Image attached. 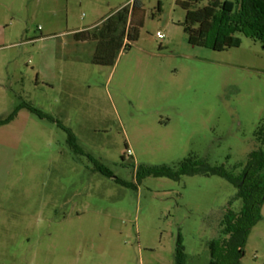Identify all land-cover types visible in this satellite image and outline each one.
I'll list each match as a JSON object with an SVG mask.
<instances>
[{
    "label": "rangeland",
    "instance_id": "374dc122",
    "mask_svg": "<svg viewBox=\"0 0 264 264\" xmlns=\"http://www.w3.org/2000/svg\"><path fill=\"white\" fill-rule=\"evenodd\" d=\"M133 1L0 0V117L28 103L55 119L20 108L0 126V264H175L178 241L185 264H209L239 212L227 179L179 170L238 175L264 152L262 43L236 33L225 50L193 46L177 0H138L139 39L96 62L97 43L73 33L126 41L129 21L104 25ZM162 166L174 176L149 173ZM240 264H264V203Z\"/></svg>",
    "mask_w": 264,
    "mask_h": 264
},
{
    "label": "trees",
    "instance_id": "16d2710c",
    "mask_svg": "<svg viewBox=\"0 0 264 264\" xmlns=\"http://www.w3.org/2000/svg\"><path fill=\"white\" fill-rule=\"evenodd\" d=\"M200 1L177 0V4L186 11L182 26L189 44L202 47L207 45L213 50H225L236 46L239 42L236 33H242L259 40L264 48V0H213L205 6L197 7ZM142 14L140 3L134 0L130 9L125 7L105 21L104 26L107 30L129 21L126 41L114 37L106 39L98 26L75 31L73 39L76 42L95 41L97 48L104 52V56H97L99 60L96 62H100L106 58L108 51L105 50L108 46L125 49L130 42L139 39L140 27L144 20ZM20 108H26L40 118L55 121L32 105L21 103L7 116L0 117V126L14 120ZM58 124L66 132L69 146L80 151L74 133L60 122ZM263 133V128H258L257 135ZM188 161L182 164L183 169L179 170L180 172L219 175L237 188V196L242 206L238 213H230L225 217L220 238L210 242L209 264H240L249 231L261 219V206L264 203V152L261 149L252 152L247 164L238 175H232L221 167L210 168L203 163L187 167ZM94 164L97 171L111 176L110 172L102 168L96 160ZM149 173L156 176H174L167 166L152 167ZM185 262L183 247L178 241L175 264H185Z\"/></svg>",
    "mask_w": 264,
    "mask_h": 264
},
{
    "label": "built area",
    "instance_id": "2783aa9c",
    "mask_svg": "<svg viewBox=\"0 0 264 264\" xmlns=\"http://www.w3.org/2000/svg\"><path fill=\"white\" fill-rule=\"evenodd\" d=\"M156 35L158 38H163V35L160 32H157Z\"/></svg>",
    "mask_w": 264,
    "mask_h": 264
},
{
    "label": "crops",
    "instance_id": "0c3cea01",
    "mask_svg": "<svg viewBox=\"0 0 264 264\" xmlns=\"http://www.w3.org/2000/svg\"><path fill=\"white\" fill-rule=\"evenodd\" d=\"M159 32V31H158Z\"/></svg>",
    "mask_w": 264,
    "mask_h": 264
}]
</instances>
